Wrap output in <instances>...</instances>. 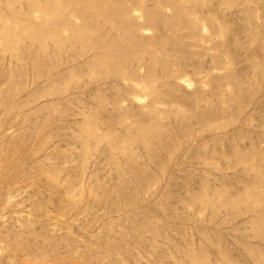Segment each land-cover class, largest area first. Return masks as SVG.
<instances>
[{"label":"rangeland","instance_id":"rangeland-1","mask_svg":"<svg viewBox=\"0 0 264 264\" xmlns=\"http://www.w3.org/2000/svg\"><path fill=\"white\" fill-rule=\"evenodd\" d=\"M0 264H264V0H0Z\"/></svg>","mask_w":264,"mask_h":264},{"label":"bare ground","instance_id":"bare-ground-1","mask_svg":"<svg viewBox=\"0 0 264 264\" xmlns=\"http://www.w3.org/2000/svg\"><path fill=\"white\" fill-rule=\"evenodd\" d=\"M81 261V260H80Z\"/></svg>","mask_w":264,"mask_h":264}]
</instances>
